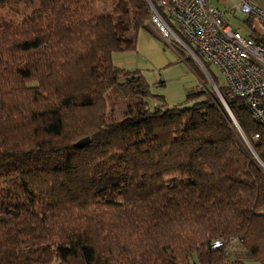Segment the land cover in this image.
Returning a JSON list of instances; mask_svg holds the SVG:
<instances>
[{
	"label": "trees",
	"instance_id": "16d2710c",
	"mask_svg": "<svg viewBox=\"0 0 264 264\" xmlns=\"http://www.w3.org/2000/svg\"><path fill=\"white\" fill-rule=\"evenodd\" d=\"M38 1L0 22V264H264V126L115 62L159 0Z\"/></svg>",
	"mask_w": 264,
	"mask_h": 264
},
{
	"label": "built area",
	"instance_id": "2783aa9c",
	"mask_svg": "<svg viewBox=\"0 0 264 264\" xmlns=\"http://www.w3.org/2000/svg\"><path fill=\"white\" fill-rule=\"evenodd\" d=\"M233 9L242 18L255 15L264 20V8L251 0H239ZM149 10L150 22L160 36L186 51L207 73L194 52L197 50L209 67L225 77L229 91L243 99L253 118L264 126V43L226 24L223 11L207 0H159L156 4L149 2ZM251 138L256 140L258 134ZM221 244L215 239L212 247Z\"/></svg>",
	"mask_w": 264,
	"mask_h": 264
},
{
	"label": "crops",
	"instance_id": "0c3cea01",
	"mask_svg": "<svg viewBox=\"0 0 264 264\" xmlns=\"http://www.w3.org/2000/svg\"><path fill=\"white\" fill-rule=\"evenodd\" d=\"M252 1L257 6L263 7L261 3L257 2L258 0ZM207 2L210 5L218 7L217 5L210 3L209 0H207ZM224 12L225 11H223V14ZM251 16L254 17L253 15H248L246 19H250ZM253 30V33L249 36L258 39V37L262 35V32L256 27H253ZM168 44L169 43L165 42L152 24H149L147 29H138L135 37L134 50H125V53H130L131 55L128 56H134L135 59H140L139 63H144L146 61L151 62L154 65L153 69H149L151 71L148 73L150 80H148L143 73L142 74L150 84L153 92L162 93L166 102L169 105H172L182 102L186 97V94L189 91L198 88L200 84L197 75L192 69L190 68L189 70L184 64H182L181 60H185H183L184 58L182 59L179 57L177 52L179 49H177L174 44L172 45L170 43V46ZM129 60H133V58L126 57L123 60L116 59L115 62L121 65L123 62ZM140 69L144 70L146 68L140 67ZM158 80H163V82L159 87H156L154 83ZM253 263L260 264L257 261H254Z\"/></svg>",
	"mask_w": 264,
	"mask_h": 264
},
{
	"label": "rangeland",
	"instance_id": "374dc122",
	"mask_svg": "<svg viewBox=\"0 0 264 264\" xmlns=\"http://www.w3.org/2000/svg\"><path fill=\"white\" fill-rule=\"evenodd\" d=\"M238 1L239 0H209L210 3L217 5L219 7V9H221L222 11H225L223 14L224 22L226 24H228L230 27H232L233 29H237L240 32V34H242L244 36H249L254 31L253 27H256L259 31H261L263 33L264 32V20L263 19L258 18L255 15H253L254 17L251 16L250 19H246V18L240 17L236 13V11L233 8L237 4ZM257 2L261 3V5L264 7V0H258ZM40 5H41V3L38 0H3L2 4H0V22L10 21V20L15 21V22H19L23 15L30 14V13L34 12L35 10L40 8ZM103 5L104 4H102L101 2H98L97 3V9L100 10ZM231 5H233V6H231ZM105 6L107 8H109L108 4H105ZM172 45H173V42H172ZM174 45L176 46V44H174ZM180 52H181V56L179 55V57L182 59L183 58L186 59V61L181 60L182 64H184L190 70L191 67L189 65L192 64V61L190 59L186 58V56H189V54L185 53L186 51L185 52L180 51ZM113 55L115 57V61H116V59L123 60L126 57L133 58V60L123 62V64H121V66H124L130 70L140 69V67H144L146 69H144V70L140 69L139 71H141V73H143L147 77V79L150 80L148 73H150L151 71L149 69L150 68L153 69V66H154L151 62L145 61L144 63H139L140 59H135L134 56H128L131 54L130 53L126 54L125 51H121V50L115 52ZM195 65L198 67L197 64H195ZM209 68H210V70L208 71V73H204L203 69L201 68L203 73L199 74V78H200L199 88H202V89L204 88V89H209V90L213 89V91L215 93H217L215 91L213 85L218 84V86L224 87V86H226V79L214 67H209ZM208 74L210 75V77L208 76ZM213 76H215L217 83H215V81L213 79H211ZM217 89H218V87H217ZM222 98H223V96H222ZM199 100L200 99H194V100H190V101H184L183 100L181 102V105H179V106L180 107H186V106H189L191 103H193L195 101H199ZM223 100H224V98H223ZM226 105H227V103H226ZM227 107L231 111V109L228 105H227ZM122 108H123L122 103H119L117 105V108L115 109L114 113L120 114L119 110ZM233 117H234V115H233ZM236 122H237V120H236ZM246 144H247L246 146H248L250 148V151L252 152V154L256 158L257 156L253 153V151L250 147V144L249 143H246ZM235 248H237V250L239 249L238 247H234L233 249H235ZM246 261L244 262L245 264H255V263H253L254 262L253 260H248L247 262Z\"/></svg>",
	"mask_w": 264,
	"mask_h": 264
},
{
	"label": "water",
	"instance_id": "95a60500",
	"mask_svg": "<svg viewBox=\"0 0 264 264\" xmlns=\"http://www.w3.org/2000/svg\"><path fill=\"white\" fill-rule=\"evenodd\" d=\"M214 89H215V91L217 92V95H218L219 99L221 100V102H222L224 108L226 109L228 115L230 116V118H231L233 124H234L235 127L239 130V127H238V124H237L236 120L234 119V117H233L231 111L229 110V108L227 107L226 102H224L225 100H223V98H222V96L220 95L218 89H217V88H214ZM242 138L244 139L243 136H242ZM88 142H89V137L86 136V137H83V138H80L79 140H77V141L75 142L74 145H75L76 147H82V146L87 145ZM249 149H250V148H249Z\"/></svg>",
	"mask_w": 264,
	"mask_h": 264
},
{
	"label": "clouds",
	"instance_id": "9594fccd",
	"mask_svg": "<svg viewBox=\"0 0 264 264\" xmlns=\"http://www.w3.org/2000/svg\"><path fill=\"white\" fill-rule=\"evenodd\" d=\"M205 73V72H204ZM208 73V72H207Z\"/></svg>",
	"mask_w": 264,
	"mask_h": 264
}]
</instances>
